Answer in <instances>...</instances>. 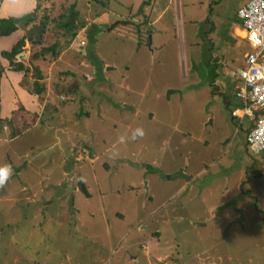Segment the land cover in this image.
Listing matches in <instances>:
<instances>
[{
    "label": "rangeland",
    "instance_id": "obj_1",
    "mask_svg": "<svg viewBox=\"0 0 264 264\" xmlns=\"http://www.w3.org/2000/svg\"><path fill=\"white\" fill-rule=\"evenodd\" d=\"M100 1L106 3L108 0ZM118 1L125 4L122 7L119 2H115L116 13L118 14L122 9L124 17L125 12L132 7L131 5L138 2V0ZM250 1L183 0L185 13L192 15L193 20L186 17L183 22L181 17L178 19L177 14L175 17L174 14H167L166 19H163L156 27L155 25L145 27L150 30L157 29L161 25H168V22L173 26L167 28L166 33H162L161 38L167 42L165 52L162 53L159 49L156 51L155 57L152 58L154 60L152 67L149 63L152 68L150 72H146L144 67L139 65L141 57L134 53L133 40L137 39L135 37L137 34L134 35L135 28L131 30L129 26L127 30L131 36L129 39L123 35L127 34L126 30L120 29V32L106 31L99 41L90 42L91 31L103 28V25L99 27L88 25L97 19L96 12L103 11L92 0L40 1L35 11V22L29 26L26 22L23 23L21 30H24L23 35H26L33 26L41 25V21L46 19V31L41 37V45L27 42L22 53L16 57L17 60L21 57L20 55H23L19 63L27 65L26 67L30 69L28 76L24 73L19 74L22 80L20 83L23 82L22 87L32 92L36 80L34 69L36 62L34 66L30 62L31 57L42 48L57 45L56 54H47L45 58L38 60L40 64L37 67L41 73L49 75L48 79L46 78V84L44 80L40 82L45 86L48 94L51 93V103L47 105L45 112L56 108L63 117H52L47 113L44 115L45 112L40 104L44 101L43 96L47 94L45 91V95L44 93L40 96L34 94L40 107L39 113L25 115L26 122L22 125L13 124V120L8 124L9 128H13L12 133L15 134L13 137H20L18 141L9 144V151L29 154L24 161L25 163L31 161V165L27 166L24 163L27 167L25 169L18 162L20 166L17 169L11 167L13 181L10 183L0 175L2 191L0 194V264H157L156 261L161 264H264V162L262 158L258 162L253 160L250 167L212 168V171H218L221 174L220 177H230L229 180H219L218 184L213 185V188L219 189V192L215 190V195L204 197L206 204L212 205L225 197L224 206L229 214H234L233 210L238 209L239 204L236 207H229L226 195L233 193L236 198H244L248 204V221L238 219L233 224V221L228 223L227 218L222 220L223 222L215 219L214 221L208 219L206 224L194 222L189 218L194 217L196 221H204L210 214L197 216L200 215L197 210L203 211L202 214L206 213L205 208H202V205L199 206L197 199L191 203L189 196L184 199L177 197L176 193L178 181L183 173L181 166L186 162L185 156H180L182 151L183 154L187 152L189 157H192L195 151V155L199 154L203 159H207L208 156L223 150L222 146L217 148L219 147L217 141L227 137V140L229 138L232 141L229 155H233L236 164L243 158L240 156L245 144L242 140L246 139L249 125L246 126L247 121L238 123L232 116L237 101L231 91L236 87L235 85H240L242 80L240 77L233 78L231 73L232 71L237 73L239 69L245 67L243 57L244 53L250 50V45L244 42V35L237 30V26L233 25L237 24L236 15L239 9ZM89 3L93 5L90 6ZM74 5L75 11L80 15L76 17L74 28L67 31L63 28V24L71 19L67 16L70 14L69 9ZM208 17L213 21H206ZM142 21L141 19V23L146 26L145 21ZM146 22L149 21L146 20ZM81 23L89 27L87 33L86 28L81 26L76 31L75 26ZM198 32L201 36H195ZM85 33L87 43L82 50L79 46L83 40H80L79 35L84 37ZM155 33L156 31L153 34ZM74 34L77 35L75 38H73ZM139 34V37L145 40L148 33L142 28ZM35 39L33 37V40ZM157 39L158 37L155 40L156 48ZM210 46H212L213 54L209 53ZM96 55H99L101 61L108 62L109 68L117 65L119 69L110 72L104 70L102 65H96ZM185 55L188 58L187 63ZM122 65L132 67L131 72L126 76L123 74ZM102 74L114 82V86L107 87L104 93L99 88L103 80ZM149 75L152 77V82L149 81ZM97 79L100 82L95 93L91 95L88 89L93 88L91 85L94 86ZM185 81H187V87L194 91L183 90L177 93L174 98L181 105L175 99L167 102L160 96L164 87L180 91V88L185 86ZM149 83H152L156 95L154 99L149 96V91L137 90L138 86ZM118 84L121 85L123 96L117 104H129L131 106L129 111L132 113L135 110L148 108L146 104L148 103L155 119L149 122L141 121L140 125L131 124L135 117L130 116V113L125 110L118 113L115 109L111 112V107L106 108L107 104H104V100L113 102L118 99ZM129 87H132L133 91H127ZM80 92L83 94L81 95ZM84 95L87 97L85 104L92 111L93 127L104 128V131H100V135L108 134L110 125L115 122L120 124V126L117 125V129H123L118 135L115 134L110 138V141L114 144L117 140L118 145L114 152L121 153L120 158L129 160V165L126 162L122 164L127 168L118 169L115 172L114 167L117 166L110 163L112 161L110 157L100 158L98 161L91 159L90 157L94 158L100 154L96 153L92 146L78 140L76 135L84 138L85 123H81L84 119L80 120L76 117L77 113L75 117L78 120L73 118L74 110L71 104L78 107L83 105ZM87 111L88 109H85L83 114ZM40 114L44 115L40 119L43 120L42 123L41 121L38 123L34 117ZM103 118L105 126L100 124ZM35 123L39 125L32 128ZM130 124L134 127L132 131L128 127ZM122 125L126 126L122 127ZM3 127L4 124H0V129ZM55 127H61V130H65L63 132L68 134L70 131L74 132L71 142L77 145L70 151L69 140L60 131V151L40 154L51 146L53 138L59 134L56 133ZM139 129L144 132V140L140 145L144 148L145 155L142 154V149L138 150V146L135 145ZM25 131L29 132L24 134ZM229 133L231 136H227ZM202 138L210 142L212 150L207 151L204 147L197 146L198 143H202L200 141ZM2 144L0 143V146ZM190 147H193V151L188 152ZM85 148H87L86 152L82 150ZM78 151L80 162L72 157L73 153ZM202 151L204 153H201ZM11 152L5 155L6 150L4 148L0 150V174L6 172L3 163L8 158L13 160ZM148 159H156L159 166L154 164L153 168L149 167V163L145 162ZM47 160L52 162L44 166L43 163ZM137 160L146 165L147 174L144 180L143 170L135 168L142 167L141 164H137ZM205 162L207 165L210 164V161ZM233 163L235 164L234 159ZM250 164L251 162L248 163ZM79 166L80 168H77ZM104 167H113L112 173L108 175ZM69 170L74 171L66 173ZM152 170L159 176L156 179H150L151 196L154 194V183L160 182V184L156 183L155 187L158 196L156 203L164 201L171 192L170 203L182 202L183 209L179 208L178 204L175 207L172 204L153 208L149 202L145 201L150 197L149 186L147 187L145 182L148 173ZM169 176L172 179L180 177L171 183ZM244 176H248V183L244 181ZM50 178L48 183L51 189L48 193L41 194L38 204L41 205L39 202H44L49 197L52 203L47 204L42 213H38L40 219L36 217L37 204L27 205L33 202L26 201V198L13 193L14 197L2 199L3 194L9 195L11 186H15L14 192L15 188L21 189L22 186L29 190L41 180L47 183ZM205 178L208 181H204L210 183L209 175ZM2 181L7 187L2 186ZM83 185H86V189L89 190L90 198L87 197L86 190L81 191L79 186ZM115 189L119 193H114ZM76 190L79 191L76 192ZM105 192L108 193L105 194ZM221 192H225V196L221 195ZM19 199L23 201L20 202ZM5 201L10 205L8 213L4 212ZM225 209L218 208L214 214L228 217ZM117 210H121L123 216L116 215ZM214 218H216L215 215ZM192 222L194 226L191 225ZM188 223L191 227H187ZM228 227L230 229H227ZM233 228H241L242 235H236L231 230ZM192 229L195 232L189 235L188 232ZM249 242L257 245L248 247ZM97 248L100 250H96ZM68 250L69 253L72 250L79 260L76 256L66 254L65 251Z\"/></svg>",
    "mask_w": 264,
    "mask_h": 264
},
{
    "label": "crops",
    "instance_id": "obj_2",
    "mask_svg": "<svg viewBox=\"0 0 264 264\" xmlns=\"http://www.w3.org/2000/svg\"><path fill=\"white\" fill-rule=\"evenodd\" d=\"M115 2H119L122 5V7H124L125 3H123V2H120L118 0H108V1H106L107 6L104 9H102L103 11L97 13L96 10L94 9L96 12V15H97V19L95 21L93 20L88 25L96 26V27L103 25V28H102V30H97V31L93 29L91 31V35L89 36L90 38L93 37L95 41H99L100 37L104 36L106 34V31H109L108 29L112 25H114L115 23H118V22L126 21L127 16H128V12H125V17L122 15V9H120V12H118V14H117L115 6H114ZM39 3H40L39 0H0V20L16 19V21L18 22V31L16 33H13L12 35H10L8 37H3V36L0 37V68L4 69L3 74H2L1 90H0L1 91L0 92V124H4L3 129H0V143L1 144L3 143L4 145L2 144V146H0V150L4 148L6 150L5 155H9L11 152V151H9V147H8L9 144L16 142L20 139V137H18V136L13 137V136H15V134L12 133L13 128H9V125H8L9 122H11V120H13V122H12L13 124L17 123L19 125H22L23 122H26L25 121V115L39 113L40 107H38L39 106L38 100L36 99V97H34L35 95L32 92H30L28 89L22 87L23 82L20 83V81H22V80H21V77L19 76V74H23V73H18V72L12 71L11 70L12 67L10 66V62L7 59L3 58L2 54L4 52L10 51L13 48V46L16 44V42L22 38V36L24 34V30H21V26L23 25V23H25V19L35 12ZM143 3H144V0H138V2L135 5H131V6L135 9V8H139V6H141ZM193 4H195V3H193ZM89 5L91 6L93 4L89 3ZM127 7H130V6H127ZM185 11H186V9H185L183 0H152V1L149 0L148 1V4L146 5V8H145V15H146V20L149 22L148 23L146 22V26L143 27L144 31H147V33H148L147 37L144 40L143 37H141L139 39L138 35H136L135 37L137 39L133 40V43L135 45L134 53L141 57L139 65L144 67L146 72H150V68L152 67V65L154 63V60L152 58L155 57L156 51L159 49L160 52H162V53L165 52V47L167 45V42H166V40L161 38L162 33L163 32L166 33L167 28H172L173 26H172V23L168 22V25H161V27L157 28V29L150 30V29H145V27H150V26H154V25L156 27V25L158 23H160L163 19H166L167 14H170V15L174 14V17L177 14L178 19H180V17H181L183 22H185L184 20L186 19V17L190 20H193V16L188 15L187 13H185ZM236 18H237V15H236ZM209 20H211L210 22L213 21L212 19H209V17H208L206 21H209ZM134 22H141V19H136V20H134ZM193 23H195V22H193ZM231 25H230V28H231ZM233 26H237V30H239V32L244 35V40H245L244 42L249 44L247 41L246 33L244 31V28H243V25L241 24V22L238 20L237 24L235 23ZM84 28H86V33H87V29H89V27L87 28V25L85 24ZM120 29H125L126 30L125 32L128 33L127 30H129V27H124L121 25L116 30L119 31ZM155 31H156V33L153 34ZM86 33H85L84 37H82V35H79L81 37V38L79 37L81 41L82 40H85V42L87 41V37H86L87 34ZM195 36H201L200 32L195 34ZM156 37H158L157 48L155 45ZM159 38H161V39H159ZM79 47L82 50L84 49L83 48L84 46L80 45ZM252 51H253V48L250 45V50L248 52H252ZM248 52L244 53L243 65H245L244 58ZM151 53H152V55H151ZM209 53L213 54L212 46L209 47ZM96 57H97L96 62H95L96 65H102L104 70H107L108 72H110V71L119 69V66H117V65H113L112 68H109L108 62L105 63V61H101L99 55H96ZM185 57H186L185 62L187 63L188 62L187 55H185ZM149 63L151 64V67L149 66ZM39 64L40 63L38 61H36V67ZM121 67H122L124 76L128 75V73H130L132 70V67H130L128 65H122ZM243 68H244V66H243ZM243 68H241V69H243ZM241 69H239V70H241ZM91 74L92 73L90 72V75ZM236 74L237 73L233 72V71L231 73L232 77L235 79L237 77H239ZM42 75H43V80L46 84L47 79H48L47 77L49 75H48V73L46 75L43 72H42ZM151 75H149V81L150 82H152ZM102 76H103V80L100 83L99 88L104 93V92H106L107 87L114 86V82H113V80L109 79L107 76H104L103 74H102ZM99 82H100V80L97 79L94 86L91 85V87H93V88L88 89L90 91L91 95H93V93H95V89H96ZM218 82H219V80H218ZM47 85H48V83H47ZM235 86L236 87L233 88L231 92L237 101L235 103L236 106L234 107L237 109V108H242V105H243V103L239 100V98L237 96V93L240 92L242 87H243V82L240 85H235ZM138 87L139 88L137 90H139V91H141V90H142V92L144 90L149 91L148 93H149V96L151 98L154 99L156 97L155 92H154L153 87H152V83H149L146 85L142 84L141 86H138ZM117 88H118L117 92L119 94L118 99L113 100V102H109L107 99L104 100V104H107L106 108H108V106L111 107V109H112L111 112L115 109V111H117L118 113L123 112L124 110H125V112L130 113L129 109L131 108V106L129 104H124V105L117 104V102L120 100V97L123 96V94L121 93V85L118 84ZM183 90H185L186 92L187 91H194L193 89H189L187 87V81H185V86L180 88V91L177 89H166V87H164V89L161 91L160 96L162 98H164L165 101L172 102L175 99L174 97L177 95V93H180ZM45 91H46V89H45ZM127 91H130V92L133 91L132 87L127 88ZM46 92H44V95ZM82 94L83 93H81V95ZM50 95H51V93L48 94V92H47V94L45 96H43V99H44L43 103L40 104V106L42 107L44 112L46 111L45 108L47 107V105L51 103ZM224 95L226 96V94H224ZM84 96H85L84 97L85 101H84L83 105H81L80 107H78V105L75 106V104L72 105L70 103L71 107L74 110L73 112L70 110L72 112V114L74 115L73 118L75 120H78L76 117L80 118V120L84 119L81 123H85L84 128H85L86 133L83 134L84 138H81L80 137L81 135L80 136L76 135V136H78V140L80 139V141H82L81 143H85L88 146H92L94 148L95 152L100 154L94 158L90 157L91 159L98 161L100 158L107 159L110 157V159L112 160L110 163L113 166L114 165L117 166V167H114L115 172L118 169L127 168V167H124L122 164H124L126 162L129 165V160L126 161V159L120 158L119 154H121V153L114 152L115 149L117 148V145H118L117 140H115L114 144H112V142L110 141V138H112L115 134L118 135V133L123 129H121L120 127H119L120 129H117V125L120 126V124L118 122H115V123H112V125H110L111 127L108 129V134L100 135L99 134L100 131H104V128L93 127V124L91 123L92 121H94V119L92 120V111L85 104V103H87V100H86L87 97H86V95H84ZM140 97H141V93H140ZM214 98H216V97H214ZM175 101L181 105V103L177 99H175ZM146 104H147L148 108H145L144 110H135L132 113H130V116L135 117V119H132L133 121L131 122V124L140 125L141 121H144V122L148 121L149 122V121H153L155 119V115L152 113L150 106L148 105V103H146ZM85 109H88V111L85 112V114H83V111ZM46 113L48 115H51L52 117L53 116H55L57 118L63 117V115H60V112L56 108H52V110L50 112L49 111L45 112L44 115ZM76 113H77V115L75 117ZM44 115L40 114V116H38V117L34 116V117H36L35 119L37 120L38 123H39V121H41V123H42L43 120H40V119H41V116L44 117ZM232 116H233V114H232ZM15 119H17V120H15ZM103 120H104V118L100 120L101 126H105V124H106L105 122H103ZM38 123H35V125H32V128L35 126H38L39 125ZM127 123H129V122H127ZM131 124L128 125L130 131L134 130V127ZM232 124H233V122H232ZM245 124L248 127V123H245ZM125 126L126 125H122V127H125ZM29 129L30 128L28 126V130ZM61 129H62L61 127L60 128L55 127L56 133H59V134L56 135L55 138H53V143L51 144V146H49L45 152H41L40 154L54 152L55 150L60 151V145H61L60 133L61 132L63 133V135L65 137H67V140H69L70 151H71V148H74L77 145L76 143L71 142V138H72V136L75 135V133L70 131L68 134V132H63L65 130H61ZM137 131H140V132L136 134L137 135V142H135L136 143L135 145L138 146V150L142 149V154H144L145 150L140 145V143L144 140V132L142 129H139ZM216 131H219V130L216 129ZM26 132H29V131H25L24 134ZM227 136H231L230 133ZM240 137L243 138L242 136H240ZM226 140H227V137L222 138L221 141H217V145L219 143V147H217V148H220L222 146L223 150H220L218 152V154L208 156L207 159H203L202 157H200L199 154L195 155V151H193V147H190L188 149L189 150L188 152L193 151L192 157H189L187 152L183 154V151H182L180 154L181 157L185 156L186 162L184 163V165L181 166V167H183V168H181V170H183V173H181V178L178 181L179 185H178V189L176 191L177 197H183L184 199H187V196H189V198H191V201H190L191 203H193L194 199H197V201L200 203L199 206L202 205V208H205V212H206L205 214H202L203 211L197 210L198 213H200V215H197V216H203V215L210 214V216L207 219H205L204 221H196V219L194 217H190L189 219L194 220V222H197V223L202 222V223L206 224V223H208V222H206V221H208V219H212L213 221H214V219L217 221H222V220L224 221V219L226 220L228 218V223H232V221H233V224H235L238 219L247 220V221L249 220L247 218L248 204L244 198H236L235 194H233V193L226 195V199L228 201L227 203H228L229 207H232V206L236 207L237 204H239L238 209L233 210L234 214H229L226 211L225 206H224L225 197L223 199L219 200V202L215 203L214 205L209 204V203L206 204L205 199H204V197L207 195H211V194L215 195L216 191L219 192V189H217V190L214 189L213 185L218 184L219 180H229V177H230V176H228V177L222 178V177H220L221 174L218 171H212L211 170L212 168H214V167H231V166H234V167H241V166L242 167H250L253 164V160L258 162V161L263 159L262 162H264V153L260 154V155H254V154L250 153L248 151V148L246 145V139H243L242 142H245V144H244L243 149H241L242 153L240 154V156L243 158L241 159L240 162H238V164H236V159L233 157V155L232 154L229 155V151L231 148L230 145H232V141L229 138L227 141ZM200 141L202 143H198L197 144L198 147L202 146L207 151L213 149V147H211L210 142L207 141L206 138H202ZM184 147L187 148V145L184 144ZM82 150H84L86 152L87 148L82 149ZM79 153H80L79 151L77 153L74 152L73 156H72L75 158V161H77V162H80ZM201 153H204V152L202 151ZM11 154L13 156V160H10L8 158L6 160V162L3 163L4 164L3 167H6V172H5V174L2 172L0 174V175H2L1 177L2 178L4 177L8 183L13 181L12 180L13 173H12L11 167H14V169H17V167H19L20 164H22L23 167L25 169H27V167H25V165H24V163H25L24 160L29 157V154H27V153L26 154L18 153L16 151L15 152L12 151ZM83 154H86V153L83 152ZM142 154H141V156H142ZM101 155H103V156H101ZM233 159L235 160V164L233 163ZM150 161H152V162H150ZM205 161H210V164L207 165V163ZM248 161L251 162L250 165H248V163H249ZM51 162H52L51 160H47L43 163V165L48 166ZM145 162H148L149 163L148 166L151 168H153L154 164L156 166H159L156 159H154V160L148 159V161H145ZM25 164H27V166H30L31 161H27ZM105 164H107V162H105ZM137 164L142 165V167H135V168H139L140 170H143L142 175H143V180H144L146 177V174H147L146 168H145L146 165L144 164V162H141L140 160H137ZM77 168H80V166ZM112 168L113 167H104V169H105V171H107L108 175H110L112 173ZM128 168H131V167H128ZM73 171L74 170H69L66 173H72ZM148 174L149 175H148V178H147V181L145 182V184L147 185V187L149 186V195H150L152 193L151 185H150V179H156L159 176V174L154 170H152ZM208 175H209V179L211 180L210 183L204 181V180L208 181L205 178ZM179 177L180 176H177L175 179H172L171 176H169V181H171V183H174ZM49 180H51V178L47 180V183H45L43 180H41L38 184L31 186V189H29V190H27L26 187L22 186L21 189L15 188V192H14L13 187H15V186H11L12 190L9 193V195H8V193L3 194L2 199L4 197H9V198L14 197L13 193H15V195L17 194V196L20 195V196L26 198V201L33 202V204H27V205L37 204L36 205V209H37L36 217L38 219H40V217L38 216V213H42L44 211V209L47 207V204L52 203V199L49 197L46 201L39 202L41 205L38 204V198L41 196V194H46V192L48 193V191L51 189V185L48 183ZM244 181H247V183H248V176H244ZM156 183L160 184L159 181H156L154 183V192H153L154 194L152 196L150 195V197L145 199V201L149 202L153 208H162L163 205H170L171 206L173 204V202L170 203V200L172 198V196H170L171 192H169V194L165 197L164 201H162L159 204L156 203V197H158L157 196V190L155 189V187L157 185ZM241 185H243V184H241ZM2 186L7 187V185L4 183V181H2ZM79 187L81 188L82 192H84L86 190L87 197H89V198L91 197L89 190L86 189V185L79 186ZM129 188H135V187L130 186ZM45 189H48V190L45 191ZM73 189H74V187H73ZM78 191L79 190H76V192H78ZM113 192L119 193V191L117 189H115ZM1 193H2V191L0 190V194ZM107 193L108 192H105V194H107ZM77 194L79 195V193H77ZM225 194H226L225 192H221V195L225 196ZM6 195H8V196H6ZM22 201L23 200H20V202H22ZM176 204L179 205V208H182V209L184 208V205L182 202L174 203L173 206L175 207ZM42 205H45V207H42ZM153 205H155V206H153ZM243 206H245V208ZM38 207H39V210H38ZM218 208L225 209V212L228 214L227 215L228 217L217 216L216 214H214V211ZM4 210H5L4 212H7L10 210V205L7 201H5ZM173 211L174 210H172V212ZM1 213H3V212H1ZM165 213L168 214L166 211H165ZM116 215L123 216V213L121 210H117ZM214 215L216 216V218H214ZM182 218H185V217L182 216ZM194 222H192V224H191L192 226H194ZM244 222H246V221H244ZM117 227H119V226L117 225ZM187 227H191L189 223H188ZM227 229H230V228L228 227ZM18 230H20V229H18ZM231 230L236 235H242L241 228L240 229L233 228ZM194 232H195V230L192 229L188 233H189V235H192V234H194ZM263 240H264V236H263ZM249 245H251V247H253L254 245H257V244L249 242L248 247H249ZM77 247H79V245H77ZM70 248H71V246H70ZM96 250H100V248H97ZM65 252H66V254H68L69 250L65 251ZM69 254H71L72 257L76 256V259L79 260L78 256L74 255L72 250ZM234 255H235V251H234ZM76 259L74 258V261H76ZM260 264H263V263H260Z\"/></svg>",
    "mask_w": 264,
    "mask_h": 264
},
{
    "label": "built area",
    "instance_id": "obj_3",
    "mask_svg": "<svg viewBox=\"0 0 264 264\" xmlns=\"http://www.w3.org/2000/svg\"><path fill=\"white\" fill-rule=\"evenodd\" d=\"M237 19L253 51L245 55V67L236 74L243 82L237 93L243 105L233 111V117L238 123L248 122V151L259 155L264 153V0H251L239 9ZM80 45L85 46V40ZM20 56L16 63L22 61Z\"/></svg>",
    "mask_w": 264,
    "mask_h": 264
},
{
    "label": "trees",
    "instance_id": "obj_4",
    "mask_svg": "<svg viewBox=\"0 0 264 264\" xmlns=\"http://www.w3.org/2000/svg\"><path fill=\"white\" fill-rule=\"evenodd\" d=\"M39 1H41V0H39ZM148 1L149 0H144V3L141 6H139V8L134 9L133 7H131L130 10L128 11V16H127L126 21L115 23L108 30L110 32L116 31V29L121 25L124 27L131 26V30H132V28H135V30H134L135 34L134 35L137 34L139 37V35H140L139 31L144 27V23L140 22V24H139V23L134 22V20L142 19L143 20L142 22L145 21V24H146L145 8H146V5L148 4ZM92 2L99 5V7L102 9L107 6L106 3H103L100 0H92ZM38 5H40V3ZM74 8H75V5L69 9L70 14L67 16L71 19L65 21L63 24V28L66 29L67 31H70L71 29L74 28V22L76 21V17L80 15L77 11H75ZM35 17H36V12H34L31 17L29 16L25 19L26 24L29 26L31 23H34ZM61 17H65V16H61ZM17 24H18V22L16 21V19L0 20V37H2V36L8 37V36L12 35L13 33H16L18 31V25ZM84 25H85L84 23H81L79 26H75L76 31L79 29L80 26L84 27ZM46 26H47L46 25V19H43L41 21V25L33 26L32 29L29 30L26 35L22 36V38L13 46V48L10 51L4 52L2 54L3 58L7 59L10 62V66L12 67V69H11L12 71L18 72V73H24L26 76H28V74L30 73L29 67H26L27 65H24L22 63H16L15 59L19 54L22 53L23 48L25 47L27 42L34 43V45H41L40 40L46 31ZM33 35H35V36H33ZM123 35L125 37H128V39H129V37L131 38L130 34H128V33L123 34ZM76 36L77 35L74 34L73 38H75ZM33 37L36 39L33 40ZM139 39H140V37H139ZM89 40L91 43H94V41H95L93 37H91ZM56 48H57V45L42 48L39 52L33 54L30 62H32L34 65V63L36 61L40 60L41 58H45L47 56V54L52 53V55H55L56 54L55 53ZM30 65H32V64H30ZM34 69L36 72V75H35L36 80L34 82L32 93L40 96L41 94H43L45 92V87L40 83L41 80H43V75H42V73L38 67L35 66ZM3 70H4L3 68H0V90H1V80H2Z\"/></svg>",
    "mask_w": 264,
    "mask_h": 264
},
{
    "label": "water",
    "instance_id": "obj_5",
    "mask_svg": "<svg viewBox=\"0 0 264 264\" xmlns=\"http://www.w3.org/2000/svg\"><path fill=\"white\" fill-rule=\"evenodd\" d=\"M157 262V264H161V263H159L158 261H156Z\"/></svg>",
    "mask_w": 264,
    "mask_h": 264
},
{
    "label": "clouds",
    "instance_id": "obj_6",
    "mask_svg": "<svg viewBox=\"0 0 264 264\" xmlns=\"http://www.w3.org/2000/svg\"><path fill=\"white\" fill-rule=\"evenodd\" d=\"M247 137V136H246ZM247 145V144H246ZM248 148V147H247ZM261 154H263V153H261ZM260 155V154H259Z\"/></svg>",
    "mask_w": 264,
    "mask_h": 264
},
{
    "label": "bare ground",
    "instance_id": "obj_7",
    "mask_svg": "<svg viewBox=\"0 0 264 264\" xmlns=\"http://www.w3.org/2000/svg\"><path fill=\"white\" fill-rule=\"evenodd\" d=\"M247 133H248V131H247Z\"/></svg>",
    "mask_w": 264,
    "mask_h": 264
}]
</instances>
